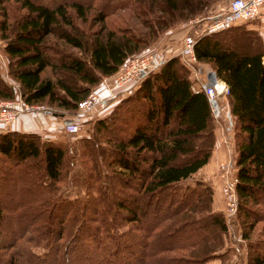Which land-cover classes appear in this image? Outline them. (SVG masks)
I'll list each match as a JSON object with an SVG mask.
<instances>
[{
  "label": "trees",
  "instance_id": "1",
  "mask_svg": "<svg viewBox=\"0 0 264 264\" xmlns=\"http://www.w3.org/2000/svg\"><path fill=\"white\" fill-rule=\"evenodd\" d=\"M176 1L191 0H0L7 73L17 84L15 89L0 77V100L17 92L30 105L74 110L100 76L115 73L141 43L128 28H109L108 16L132 9L140 18L141 4L160 2L172 10ZM10 8L16 14L9 21ZM91 11L92 23L99 25L85 46L74 21L85 22ZM235 33L252 35L242 24L189 35L197 61L227 89L235 154L233 222L245 239L257 223L263 222L264 231V43L254 50L240 47ZM50 36L87 51L86 58L60 53L47 43ZM182 66L177 57L166 59L119 96L109 115L92 121L91 133L71 148L32 132H0V264L220 259L226 217L212 209L207 180L186 183L213 149L210 108L203 92L191 90ZM46 69L53 76H42ZM72 158L77 167L71 183L78 191L67 196L59 185L74 166ZM257 240L248 243L253 253L246 254V264H264V240Z\"/></svg>",
  "mask_w": 264,
  "mask_h": 264
},
{
  "label": "rangeland",
  "instance_id": "2",
  "mask_svg": "<svg viewBox=\"0 0 264 264\" xmlns=\"http://www.w3.org/2000/svg\"><path fill=\"white\" fill-rule=\"evenodd\" d=\"M229 0H191L186 3H181L180 1H176V7L172 10L163 5L162 3H144L142 5V15L143 17H136V12L132 9H124L120 11H116L113 15L108 16L105 24L109 28L114 27H121V28H128L135 34L136 37L141 40V43L138 44V50L134 52V54H141L153 51L162 58L168 59L170 57H177L175 56L176 53L179 51V45L181 44L182 38L186 35L192 33L194 38L201 35L202 31V23L207 20L214 12L218 10V8L228 2ZM13 6V3L10 4ZM169 9V10H168ZM139 10V9H138ZM9 13V21L12 20V16L16 14L15 9L10 8ZM149 11V12H148ZM94 11L89 12L87 15V20L85 22H80L79 20H75L74 23L77 25V29L83 34V39L85 40V46L91 43V34L95 31L99 24L92 23L94 20H91V13ZM155 18H161L160 23H154ZM197 19H200L201 22H195ZM148 20V22H145ZM150 20V21H149ZM152 20V21H151ZM242 26L247 29L248 31L252 32L251 36H247L244 34L235 33L236 41L235 43L241 46H245L248 49H256L257 44L264 43V13L259 15L256 19L241 23ZM74 33L73 31H70ZM77 35V34H76ZM192 36V37H193ZM47 43L50 44L52 47L55 46L60 53H68L71 55L85 57L87 56V51L82 52L77 49H73L67 45H64L61 41L56 40L54 37L50 36L47 40ZM4 41L0 38V77L6 81L8 84L12 85L15 89H17L16 82L8 76V61L7 57H5L3 52ZM180 65L182 66L181 62L179 61ZM207 65V64H206ZM183 67V66H182ZM207 67V66H204ZM185 69V68H184ZM50 69H46L42 76L51 77L53 76L50 72ZM103 76H100L99 81L93 85L90 90L96 86L102 79ZM221 82H216L218 85ZM128 95V94H126ZM124 95V96H126ZM121 96V97H124ZM121 97H116L110 107L108 106L104 111L99 113H93L90 116H82V120L80 122V130L77 135H70L61 130L56 129V131L51 132L47 131L44 127L46 124H50L52 120H50L47 113H43V111L39 110L38 113H34L31 115V124L37 128L38 130L32 131V133L37 134L42 139L51 140V141H59L68 145L70 148L76 143V140L79 137L87 136L92 131V121L95 119L103 118L109 115L110 111L114 108L113 106L118 103ZM14 98L20 99L17 92L14 93ZM8 100V99H6ZM21 100V99H20ZM2 101V100H0ZM22 101V100H21ZM23 102V101H22ZM220 106L221 112L217 117V120H211V125L213 127L214 133V143H215V134H218L220 139V143L223 147V157L218 164V168L216 172L211 176L214 182L218 184L219 193L221 195L222 201V209L220 210L223 215L227 213L226 204L228 202V195L224 193L225 191V184L226 182L233 183V174L234 169L229 167V163H233V158L235 156L233 151V138H232V118L228 113V105L226 100V95L220 97ZM30 105V104H29ZM32 105L44 106L50 109V111L56 115L68 117L73 115L74 110H65L62 108H58L55 105H47V103H37ZM48 117V118H47ZM44 120V121H43ZM45 122V124H41V122ZM55 123H59L57 120ZM21 124V120L17 119L13 123L7 125H0V132L5 131H22L17 130L19 125ZM114 124V123H113ZM43 125V126H41ZM55 125V124H54ZM56 126V125H55ZM41 127V128H40ZM31 132V131H30ZM214 147V145H213ZM213 150V149H212ZM74 161L73 167L69 168L68 176L66 177L65 181L60 183V191L63 195L73 196L78 191L76 187L72 186V174L74 170H76V162L74 158H72V163ZM233 170V171H232ZM202 178L200 174L197 172L192 175L191 179H188L186 183H191L194 179ZM204 179V178H203ZM206 180V179H205ZM208 181V180H207ZM209 182V181H208ZM210 183V182H209ZM211 184V183H210ZM212 186V184H211ZM217 211V210H215ZM235 214V213H234ZM233 216H228L230 221H226L227 230L222 235V245L217 250L219 258L217 259L216 256L214 258L209 259L206 262L199 263V264H206L208 262H216L217 264H246L245 256L246 254L249 256L252 255L253 251H250L248 243L257 242L259 239L260 241L264 240V231L261 230L262 223H257L251 233L247 234V238L243 239L239 235V229L235 226L233 222ZM228 219V218H227ZM226 219V220H227ZM260 231H262L260 233ZM243 233V232H242ZM257 238V239H256ZM237 243V245H236ZM253 250H255V246H251Z\"/></svg>",
  "mask_w": 264,
  "mask_h": 264
},
{
  "label": "built area",
  "instance_id": "3",
  "mask_svg": "<svg viewBox=\"0 0 264 264\" xmlns=\"http://www.w3.org/2000/svg\"><path fill=\"white\" fill-rule=\"evenodd\" d=\"M263 13L264 0H229L202 23V31L205 34H213L256 19ZM199 20L197 19L195 22ZM194 43L195 40L191 35L184 36L175 56H178L179 61L188 71L191 90L201 91L205 94L209 103L211 118L216 121L221 112L220 97L227 94V89L222 82L223 87L218 93L215 82H219V80L215 78L209 66L204 67L205 63L197 61L193 51ZM165 60L153 51L134 54L125 58L115 73L103 76L101 81L83 99L77 102L73 115L68 117L56 115L44 106L29 105L18 98L2 100L0 101V125H7L19 119L21 120L19 129L23 132L38 130L39 128L36 129L31 124L30 116L41 110L50 115L49 118L52 120L47 125L43 122L44 120L40 121L41 124H45L44 127L47 131L54 132L58 129L70 135H77L82 116H90L95 112L104 111L109 106L110 101L134 89L144 77L157 71ZM57 120L59 123H55ZM229 167L232 168L231 163H229ZM233 179L234 182L231 184L226 182L224 191L228 195L227 213L225 214L226 219L228 218L227 222L230 221L228 216L234 215L236 209L234 193L236 178L234 174Z\"/></svg>",
  "mask_w": 264,
  "mask_h": 264
},
{
  "label": "crops",
  "instance_id": "4",
  "mask_svg": "<svg viewBox=\"0 0 264 264\" xmlns=\"http://www.w3.org/2000/svg\"><path fill=\"white\" fill-rule=\"evenodd\" d=\"M205 66H208V65H205ZM17 130H20V129L17 128ZM215 139L216 140L214 143V147H213V150L211 152L208 162L203 167H201L197 171V173L200 174L202 178L208 180L212 184L213 194H212L211 207L213 210L220 211L222 209L221 195L219 193L218 184L214 182L213 180L211 181L212 179L211 176L216 172L218 168V164L223 157L224 151H223V147H222V144L220 143V139L217 133L215 134ZM216 262L218 263V261ZM216 262L214 263L208 262L206 264H217Z\"/></svg>",
  "mask_w": 264,
  "mask_h": 264
},
{
  "label": "bare ground",
  "instance_id": "5",
  "mask_svg": "<svg viewBox=\"0 0 264 264\" xmlns=\"http://www.w3.org/2000/svg\"><path fill=\"white\" fill-rule=\"evenodd\" d=\"M217 83H218V81H216ZM215 82V83H216ZM220 82V81H219ZM222 87H223V83L221 82V83H219L218 85H216V88H217V91H218V93L220 92V90L222 89Z\"/></svg>",
  "mask_w": 264,
  "mask_h": 264
}]
</instances>
